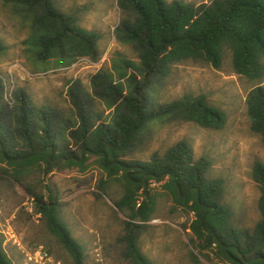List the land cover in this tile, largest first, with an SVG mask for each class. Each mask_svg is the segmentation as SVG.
Wrapping results in <instances>:
<instances>
[{
	"label": "trees",
	"instance_id": "obj_1",
	"mask_svg": "<svg viewBox=\"0 0 264 264\" xmlns=\"http://www.w3.org/2000/svg\"><path fill=\"white\" fill-rule=\"evenodd\" d=\"M4 2L28 29L26 51L43 71L69 67L81 59H99L100 35L82 28L56 0ZM117 6L121 21L115 34L138 48L140 68L122 59L124 67L119 66L118 76L123 82L112 75L93 79L104 95V110L99 113L87 111L75 86L67 87L71 107L67 116L49 106H36L21 91L7 105L0 79V173L25 187L34 200V214L72 264H85L84 249L63 222L57 196L32 191L26 178L35 169L47 174L83 173L90 161L122 186V196L113 201V207L125 218L124 239L133 264H151L137 247L133 229H142L152 219V185L163 190L173 207L193 215L185 229L199 256L223 264H264V165L255 163L251 174L260 190L259 220L251 231H243L233 227L232 212L221 202L223 182L209 176V161L196 159L185 141L147 162L127 159L153 125L223 127L224 113L202 95H184L168 104L156 103L154 96L156 81L164 79L174 65L206 64L220 69L227 52L233 72L253 85L247 111L251 131L264 144V0H210L198 5L179 0H117ZM5 50L0 40V55ZM125 66L134 72L127 78ZM2 243L0 234V264H12Z\"/></svg>",
	"mask_w": 264,
	"mask_h": 264
},
{
	"label": "rangeland",
	"instance_id": "obj_2",
	"mask_svg": "<svg viewBox=\"0 0 264 264\" xmlns=\"http://www.w3.org/2000/svg\"><path fill=\"white\" fill-rule=\"evenodd\" d=\"M56 1L63 12L77 18L82 28L100 35L99 59H81L69 67L51 66L43 71V66L34 64L26 51L28 29L0 0V40L6 47L0 55L4 101L12 105L15 92L21 91L36 106H49L67 116L71 107L66 90L75 86L86 110L99 113L104 110V95L93 79L112 75L115 81L123 82L118 76L119 66L124 67L120 60L139 69V50L115 34L121 21L117 0ZM179 1L198 5L204 0ZM125 67L124 77L134 74L129 66ZM155 87L154 101L159 104L171 103L184 95L204 96L208 104L224 113L223 127L208 130L177 122L153 125L127 159L147 162L154 154L162 155L185 141L196 159L203 157L209 161V176L223 182L221 202L232 212L233 227L251 231L259 220L260 196L251 178L252 168L255 163L264 165V144L251 131L246 104L253 85L233 72L227 52L220 69L206 64L174 65L164 79L156 81ZM26 183L34 192L47 195L50 191L57 196L63 222L84 249L85 264H133L124 239L125 218L113 207V201L122 196V186L117 180L108 179L93 161L83 173L62 170L47 174L35 169L29 172ZM152 188V219L142 229H133L143 256L151 264H223L207 261L193 251L189 231L185 229L193 222V215L173 207L159 186ZM33 207L34 200L25 187L0 173V234L12 264H72L34 214Z\"/></svg>",
	"mask_w": 264,
	"mask_h": 264
},
{
	"label": "built area",
	"instance_id": "obj_3",
	"mask_svg": "<svg viewBox=\"0 0 264 264\" xmlns=\"http://www.w3.org/2000/svg\"><path fill=\"white\" fill-rule=\"evenodd\" d=\"M209 1H210V0H209ZM207 3H208V0H204V1H203V4H207ZM44 255L46 256V254H43V256H44ZM42 258H43V257H42Z\"/></svg>",
	"mask_w": 264,
	"mask_h": 264
}]
</instances>
